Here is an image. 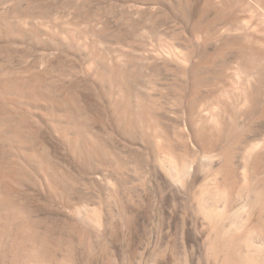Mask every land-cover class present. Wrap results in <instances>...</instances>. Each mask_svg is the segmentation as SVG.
Returning <instances> with one entry per match:
<instances>
[{
  "label": "rangeland",
  "instance_id": "obj_1",
  "mask_svg": "<svg viewBox=\"0 0 264 264\" xmlns=\"http://www.w3.org/2000/svg\"><path fill=\"white\" fill-rule=\"evenodd\" d=\"M212 1L0 0V264H211L145 150L191 125L239 164L264 140V77L224 41L264 14Z\"/></svg>",
  "mask_w": 264,
  "mask_h": 264
},
{
  "label": "bare ground",
  "instance_id": "obj_2",
  "mask_svg": "<svg viewBox=\"0 0 264 264\" xmlns=\"http://www.w3.org/2000/svg\"><path fill=\"white\" fill-rule=\"evenodd\" d=\"M218 2L220 6L223 4L226 7L225 14L233 22L239 20L238 13L243 10L238 9L240 6L254 7L262 10L264 14V0ZM246 26L237 23L235 33L224 35L226 48L239 53L240 65L246 73L264 77V39L258 36L259 32L253 28L255 26ZM193 102L189 100L185 106L188 116L193 112ZM122 106L121 113L125 116L130 112V106L127 103ZM120 117L119 115L118 119ZM206 124L217 128V118L209 116ZM193 127H188L180 141H177V136L171 139L166 136L168 142L156 140L157 136H147L146 150L143 147L147 164L150 168L161 169L167 178L168 187L183 198L190 214L200 222L201 232L205 236L203 257L207 263L264 264V140L252 142L243 136L240 144L243 151L242 162L237 164L232 160L233 155L224 143H218L213 136H197Z\"/></svg>",
  "mask_w": 264,
  "mask_h": 264
}]
</instances>
